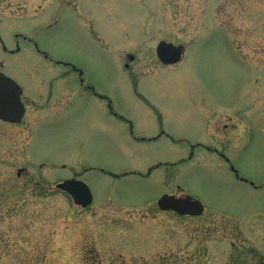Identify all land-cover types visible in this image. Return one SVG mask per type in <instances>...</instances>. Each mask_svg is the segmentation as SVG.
Wrapping results in <instances>:
<instances>
[{"label":"rangeland","instance_id":"obj_1","mask_svg":"<svg viewBox=\"0 0 264 264\" xmlns=\"http://www.w3.org/2000/svg\"><path fill=\"white\" fill-rule=\"evenodd\" d=\"M161 41L183 60L159 66ZM0 70L27 108L0 122V264H264V0H0ZM220 116L244 123L248 145L226 152L246 181L192 149L220 145ZM75 175L87 208L57 188ZM177 186L203 215L158 209Z\"/></svg>","mask_w":264,"mask_h":264},{"label":"water","instance_id":"obj_2","mask_svg":"<svg viewBox=\"0 0 264 264\" xmlns=\"http://www.w3.org/2000/svg\"><path fill=\"white\" fill-rule=\"evenodd\" d=\"M183 54L182 46L162 41L157 47L159 60L166 65L178 63ZM130 56V60H133ZM22 88L10 77L0 72V119L9 123H20L26 113L21 96ZM58 188L70 194L76 204L83 208L88 207L93 195L86 183L76 179L66 180ZM159 208L164 211H174L182 216H201L204 205L192 197L182 199L170 195H163L158 201Z\"/></svg>","mask_w":264,"mask_h":264},{"label":"flooded vegetation","instance_id":"obj_3","mask_svg":"<svg viewBox=\"0 0 264 264\" xmlns=\"http://www.w3.org/2000/svg\"><path fill=\"white\" fill-rule=\"evenodd\" d=\"M183 51L185 53L184 49H183ZM126 58L130 59V54H126ZM156 58H157V61H158L157 64L159 66H161L162 68H164L166 66H175V65L178 64V63L174 64V65H165V64H163L162 62L159 61L158 56H157V52H156ZM134 60H135V57L133 58V61ZM132 64H133V62L132 63H125L124 66H125L126 69L130 70ZM57 65L64 66L67 69L66 70V76H71V75L77 76L79 83L84 88H86V90H88V91L92 90L93 94L98 96V94L95 92V89L92 86H89L88 85L89 83H86L84 72H82L79 68H77L75 65H73L71 63L57 62ZM154 111L158 112V110H156V109ZM111 113L116 115V113L113 112V111H111ZM217 113L218 112H211V111L206 112V114H215L214 116L206 115V117H208L207 121L209 123L208 124L209 133L207 134L208 138H210L209 136L211 135V132H212L211 131V128H212L211 124L214 123L213 119L215 120ZM218 114L220 115L222 113L219 112ZM220 118L227 120V122H225V124L223 125L224 126V133H223L224 140H222L220 145L218 146L217 144L212 143V141L210 142V141L198 139L197 141L193 142L194 144H192V149L193 150L203 149V150L210 151V152H213V153L219 155L221 158H223L225 160L226 163L229 164L230 170L235 175V177L238 178L237 177V171L233 167V165L231 163V159L228 158L226 151H227V149L230 150L232 148L233 143H235V142H236V144L238 143L237 145L239 146V150L240 151L243 150L249 143L248 142V134L247 133L242 134L241 131L239 130L240 127H242V125L244 123H242V122L236 123L234 121V118L231 117V116H227L225 118L220 116ZM4 123H6V122H4ZM161 129H162V131H164V128H163L162 125H161ZM163 134H165V133L164 132L161 133V135H163ZM43 164H46V163H41L40 164L41 167L44 166ZM162 166H164L162 163H158L157 165H155L154 167L149 169L147 174H151L153 171L161 168ZM54 171L55 170L49 171V172H52L51 175H47V176L45 175L42 182H37V184H34V186L37 187L36 188L37 190L34 191V194H35V196L37 198H40V197H49V198H51V197L54 196L55 189H56V183L54 182V176H55L54 175V173H55ZM26 173H27V171L24 168H19L17 170L18 177H22ZM71 178L79 179V177L77 175H75V176H73ZM165 193H168L170 195H174V196L179 197V198H183V197L188 195L183 189H180V187H178V186H177V191H175V192H167V191L162 192V194H165Z\"/></svg>","mask_w":264,"mask_h":264}]
</instances>
